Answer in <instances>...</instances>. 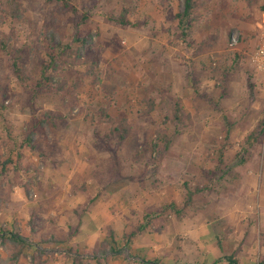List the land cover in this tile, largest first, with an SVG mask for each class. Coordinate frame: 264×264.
Segmentation results:
<instances>
[{
    "label": "rangeland",
    "instance_id": "rangeland-1",
    "mask_svg": "<svg viewBox=\"0 0 264 264\" xmlns=\"http://www.w3.org/2000/svg\"><path fill=\"white\" fill-rule=\"evenodd\" d=\"M18 1L19 18H6L8 0L0 12L12 49L0 47V233H8L0 264H32L37 243L41 264H74L77 253L82 264H184L182 229L191 221L212 223L220 242L233 239L238 259L254 249L250 264H258L264 141L242 149L264 120V0H196L188 38L175 20L185 0H71L78 15L56 0ZM124 9L130 26L109 20ZM53 47L55 78L35 98ZM35 118L46 121L33 136L37 151L23 144ZM122 123L125 140L114 131ZM161 131L168 149L164 140L154 146ZM75 155L91 178L75 174L69 188L74 164L65 157ZM122 184L128 194L116 193ZM186 185L199 190L186 215L161 214L164 205L184 206ZM147 214L150 229L126 246ZM111 230L121 252L111 250ZM9 233L28 239L17 262ZM193 249L201 251L198 241Z\"/></svg>",
    "mask_w": 264,
    "mask_h": 264
},
{
    "label": "trees",
    "instance_id": "trees-1",
    "mask_svg": "<svg viewBox=\"0 0 264 264\" xmlns=\"http://www.w3.org/2000/svg\"><path fill=\"white\" fill-rule=\"evenodd\" d=\"M3 0H0V12L2 11V2ZM57 6L60 8L61 11L72 13L74 15H78L79 11L77 7L72 3L71 0H56ZM7 10H4V14L6 15V18L11 19H17L20 17V3L18 0H8L7 2ZM197 7L196 0H185V7L184 9L179 12L175 20L178 24V28L181 30L182 36L185 38H188L190 36L191 30L195 27V24L197 22V16L194 14V11ZM84 19L87 18V16H83ZM109 20L115 24H118L120 26L126 27L130 26L132 23L128 18V11L123 10L120 17H109ZM10 37L3 34L0 29V47L2 50L6 51L7 53L12 55V49L10 46ZM50 61L47 64H44L41 68L40 72V80L34 87V97L36 98L39 92L44 91L47 89L48 84L55 78L54 72L58 69V63H59V54L55 51V48L53 47L52 52L49 53ZM14 72L19 79V81H25L23 70L21 67L20 59H15L14 61ZM177 112H176V119L178 121L182 120V117L184 115L183 108L181 104L178 102L177 105ZM35 123L33 127L30 129V133L27 135V138L24 140L25 145H28L32 150L37 151L36 145L33 144V136L35 133V130L42 127L46 121L43 119L35 118ZM125 124H127V121H124ZM124 123L120 124L118 127L114 129L115 132L120 133V139L125 140L126 139V133H128L129 126L125 125ZM162 138V139H161ZM161 140L165 141V146L168 149L170 146V139L168 138V135L165 131H161L159 133V138L157 139L156 143L154 144L155 147H159ZM264 141V120L260 123L259 129L257 132H253L246 140L245 146L242 149V153L248 152L249 149L254 147L257 144H261ZM11 160L8 161L10 163ZM6 165V164H5ZM187 196H186V202L183 207H179L176 203H171L170 205H164L162 208L161 214L163 212L166 213H174L179 219L183 218L186 215L187 210L191 207L192 202L194 200V196L199 190L196 192H193L188 185L185 186ZM158 215V213H157ZM152 215L147 214L145 216V219L142 223H140L130 234L125 236V243L126 246H128L132 239L142 235L143 233L147 232L150 229V222L149 219ZM8 234V233H7ZM7 234L0 233V237L3 239H6ZM111 240L110 244L112 252H121V249L118 247V243L115 239V233L113 230H111ZM11 241L17 246L18 251L15 252V254L12 257V260L14 262H17L20 260L22 256L25 255L26 249L28 248V239L22 236L20 233H9ZM70 236H73V233L70 234ZM5 242V240H4ZM34 252L31 256L32 264H41L42 259L44 255L46 254V251L42 249L39 243L34 245ZM81 257L79 253L75 255V262L74 264H82L81 263ZM228 264H241L240 260L237 258L236 254L227 256L224 258ZM146 264H158L157 262H150V261H143ZM214 264H218L216 261ZM258 264H264V256L260 257Z\"/></svg>",
    "mask_w": 264,
    "mask_h": 264
},
{
    "label": "crops",
    "instance_id": "crops-1",
    "mask_svg": "<svg viewBox=\"0 0 264 264\" xmlns=\"http://www.w3.org/2000/svg\"><path fill=\"white\" fill-rule=\"evenodd\" d=\"M65 159L68 161V163L71 166L74 164L73 165L74 168L69 167V174H67L68 175L67 184L69 188L73 187L71 184V181L75 174H79L83 178H88V177L91 178L90 176L91 168L88 167L86 161L82 157L80 156L78 157L77 155L71 156V157L66 156ZM87 171L90 172L89 175H87ZM117 181L118 180H115V184ZM119 185L120 184H116V186H119ZM121 186L122 187H120L118 192L116 193L125 192L126 194H128L131 191V185L122 184ZM97 202L98 201H96V204ZM114 202L116 204H119L120 203L119 198L112 199L110 201V203L112 204H114ZM127 209L128 208H126V210ZM117 215H119V217H123V216H120V214H117ZM119 217L117 216L118 219ZM119 220H117V222H119ZM186 225H187L186 228L184 227L182 229V232L189 240V244L187 245L188 253L184 254L185 258H182L181 263H184V264H203V263L214 264L217 261L218 264H228L224 258L232 255L235 252L236 246L234 244L233 239H227L226 241H221L222 242L221 243L220 242L221 237H219V234L216 232L212 223H205V224L202 223L200 226H198L197 223H194L193 225V222L191 221V222H188ZM193 227H195V230H193ZM195 241L199 242V248L201 249V251H195L193 249V242ZM191 248H192V251L190 252L189 250ZM243 249H244L243 254L239 255V260L241 264L252 263L251 252L254 249L250 247H244ZM204 259L206 260V262H204ZM150 262H157L159 264L160 259L158 258L157 260L150 261ZM253 264H255V262Z\"/></svg>",
    "mask_w": 264,
    "mask_h": 264
}]
</instances>
